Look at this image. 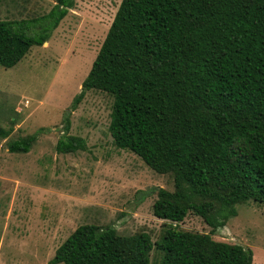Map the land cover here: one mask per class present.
<instances>
[{"label":"trees","instance_id":"16d2710c","mask_svg":"<svg viewBox=\"0 0 264 264\" xmlns=\"http://www.w3.org/2000/svg\"><path fill=\"white\" fill-rule=\"evenodd\" d=\"M55 1L37 18L0 19L1 66L48 42L76 5ZM92 89L114 97L115 146L173 175L174 190L155 189L153 204L173 223L155 242L145 231L82 224L48 264H151L153 249L159 264H253L251 248L179 223L193 212L215 231L237 204H264V0H122L73 106ZM65 130L58 152L87 148L69 122ZM36 139L9 150L29 152Z\"/></svg>","mask_w":264,"mask_h":264},{"label":"rangeland","instance_id":"374dc122","mask_svg":"<svg viewBox=\"0 0 264 264\" xmlns=\"http://www.w3.org/2000/svg\"><path fill=\"white\" fill-rule=\"evenodd\" d=\"M121 1L76 0L47 43L14 67L0 65V264H48L82 224L113 225L123 235L145 231L155 242L173 223L153 213L155 189L174 190L173 175L115 146L114 97L92 89L73 106ZM55 3L0 0V19L37 18ZM67 122L70 134L86 140L85 150L57 151ZM34 134L29 152L9 150L11 141ZM236 209L215 231L193 212L179 227L243 244L253 250V264H264V204L249 200ZM161 258L151 251V264Z\"/></svg>","mask_w":264,"mask_h":264},{"label":"bare ground","instance_id":"6f19581e","mask_svg":"<svg viewBox=\"0 0 264 264\" xmlns=\"http://www.w3.org/2000/svg\"><path fill=\"white\" fill-rule=\"evenodd\" d=\"M47 43V42H46Z\"/></svg>","mask_w":264,"mask_h":264},{"label":"water","instance_id":"95a60500","mask_svg":"<svg viewBox=\"0 0 264 264\" xmlns=\"http://www.w3.org/2000/svg\"><path fill=\"white\" fill-rule=\"evenodd\" d=\"M46 43V42H45Z\"/></svg>","mask_w":264,"mask_h":264}]
</instances>
